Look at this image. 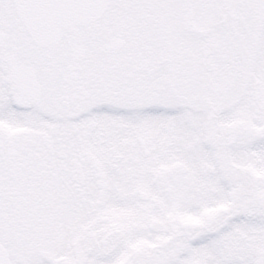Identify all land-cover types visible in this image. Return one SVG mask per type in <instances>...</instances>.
Segmentation results:
<instances>
[{
    "label": "snow or ice",
    "instance_id": "snow-or-ice-1",
    "mask_svg": "<svg viewBox=\"0 0 264 264\" xmlns=\"http://www.w3.org/2000/svg\"><path fill=\"white\" fill-rule=\"evenodd\" d=\"M0 264H264V0H0Z\"/></svg>",
    "mask_w": 264,
    "mask_h": 264
}]
</instances>
